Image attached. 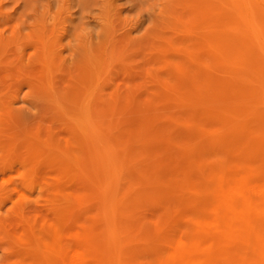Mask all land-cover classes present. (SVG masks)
<instances>
[{"label": "rangeland", "instance_id": "obj_1", "mask_svg": "<svg viewBox=\"0 0 264 264\" xmlns=\"http://www.w3.org/2000/svg\"><path fill=\"white\" fill-rule=\"evenodd\" d=\"M201 1L0 0V264H145L204 167L264 183V0ZM230 233L205 254L251 264Z\"/></svg>", "mask_w": 264, "mask_h": 264}, {"label": "bare ground", "instance_id": "obj_2", "mask_svg": "<svg viewBox=\"0 0 264 264\" xmlns=\"http://www.w3.org/2000/svg\"><path fill=\"white\" fill-rule=\"evenodd\" d=\"M199 1H201V0H199ZM242 1L244 2V4L246 6H245V8L240 9V11H238V16H243V15L248 14L249 5H250L249 3H251V0H242ZM237 10H239L238 7H237ZM255 10H257V8ZM205 11H209V10L205 9ZM253 28H252V30H253ZM246 29H248V28L246 27ZM259 29H261V27ZM250 30H251V26H250ZM254 30H255V28H254ZM249 32H248V35H249ZM261 38L262 37H260V39ZM261 77H262V74H261ZM254 79H256V78H254ZM260 81H262L261 78H260ZM262 84H264L263 81H262ZM263 91H264V89H263ZM243 93H244V90H243ZM236 99H237V96H236ZM220 104H221V102H220ZM255 119H257V121L259 123H262V121H263V118L259 117L257 112L255 113V116H254V120ZM105 125H106V123H105ZM260 135L264 139V128H262V127H260ZM262 138H261V140H262ZM94 143L96 144V146L95 145L94 146L97 148V146H98L97 144H99V143H97L95 141H94ZM100 149L105 153V151L102 148H100ZM106 150H107V148H106ZM103 152L101 155L104 157L105 155L109 154L110 150H109V152L107 150V153L105 155ZM107 157L105 156L104 159H106V160L111 159L110 157H108V159H107ZM261 158H263V157H261ZM116 159H117V157H116ZM119 159H118V161H119ZM226 159H228V158H226ZM108 163L110 164L111 161ZM112 163H113V161H112ZM162 165L160 167H162ZM118 166H119V164H117V167ZM168 171L169 170H167V172ZM196 173H199V172L198 171L194 172V176L198 177L197 175H199V174L196 175ZM202 175H203L202 176V178H203L202 182L201 183L196 182L197 183L196 185L199 184V190L197 191L198 192L197 194L200 196L203 195L204 197H206V201L208 202L207 207L205 209L200 210L199 208H197L199 202L197 201L194 203V201H192V199H190L193 202L192 204H194V205H192V204H190L191 206L189 205L193 209L192 210L190 209L192 211L191 215H189L188 219H186L184 232H182L180 234V236L177 238H171V237H169V235H165L166 237L165 236L164 237L159 236V237H161L159 239L164 238V243H166L165 248L162 249L161 251L157 252L155 258L151 259L148 263L147 262H144V263L145 264H220L218 261L217 255H215V254L218 253L220 250L223 252L224 249L222 250L221 247L226 246V245H224L225 243L229 244V242H227V240H225V238L227 239V238H229V236L228 237H225V236L228 235V234H226L227 232H229V233L231 232L230 238L231 239L234 238L233 239L234 241L237 239L236 242H238V243L240 241V243L242 244V247L246 248L245 250H248L251 253V255H252L251 256L252 259L250 261L251 264H264V183H263V181H261L259 179L258 174H254V172H252L250 170L248 165H246V164L238 165L235 163L230 164L227 162H223V164L220 165L217 169L210 170V169H206L204 167L203 171H202ZM260 178H261V176H260ZM197 179H199V178H197ZM197 179H196V181H197ZM179 185H182V183H180ZM187 185H189L188 187L196 186L195 184H193V186H191V184H185V186H187ZM168 187H169V185H168ZM168 187H165V188L167 190H169ZM180 187H184V185L180 186ZM196 187L198 189V186H196ZM167 193H169V191H167ZM191 201H189V202H191ZM188 204L189 203H187V205ZM170 217L171 216L169 214V215H167L166 218H170ZM171 218H170V220H168V219L167 220L171 221L172 220ZM257 223H261V226L258 227ZM165 225H166V223H165ZM159 228L160 227H158V229ZM162 231H163V229H162ZM164 232H166V231H164ZM155 236H158V235H155ZM89 239L90 238L87 237L84 239V241H82V242H84V245L87 244ZM153 240H155V239H153ZM228 241H230V240H228ZM102 242L104 243L105 241H103V240L99 241V242H97V245H98V243H99V246H100V244L104 245ZM230 242H232V241H230ZM95 244H96V241H95ZM105 244H107V243H105ZM222 244H223V246H222ZM234 246H235V243H234ZM100 247L103 248L104 246H100ZM210 248L213 250L215 249V251H214L215 254H212V256L205 254V252ZM100 252H101V255L103 256V258L105 257V259L107 261L106 264H111V261L113 262V264L115 263V261L117 262V259L116 260L111 259V261H110V258H108L109 256L107 254H106L107 256H105V253H104L105 251L101 250ZM219 254H220V252H219ZM98 257H99V255H98ZM45 258H47V257H45ZM237 258H239V257H237ZM248 259L249 258H247V260ZM243 262H245V261L243 260ZM91 263H92L91 256L88 255L87 250H85V248H84V250H82V249L78 250L77 249L75 252H73L70 255H68L67 257H65L63 259L62 264H91ZM247 263L249 264L248 261H247ZM41 264H43V263H41Z\"/></svg>", "mask_w": 264, "mask_h": 264}]
</instances>
